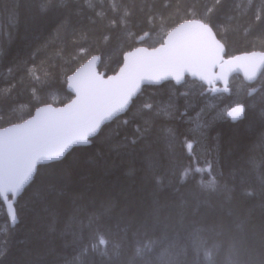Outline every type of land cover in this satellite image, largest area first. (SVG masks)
Listing matches in <instances>:
<instances>
[{
  "label": "trees",
  "instance_id": "16d2710c",
  "mask_svg": "<svg viewBox=\"0 0 264 264\" xmlns=\"http://www.w3.org/2000/svg\"><path fill=\"white\" fill-rule=\"evenodd\" d=\"M195 18L227 56L264 50V0H0V127L67 102L66 78L89 57L114 73ZM228 87L145 86L88 145L37 167L14 226L0 201V264H264V70ZM236 104L240 120L221 115Z\"/></svg>",
  "mask_w": 264,
  "mask_h": 264
},
{
  "label": "snow or ice",
  "instance_id": "6c2138e0",
  "mask_svg": "<svg viewBox=\"0 0 264 264\" xmlns=\"http://www.w3.org/2000/svg\"><path fill=\"white\" fill-rule=\"evenodd\" d=\"M65 2L60 0L61 5ZM41 7L46 10L49 5ZM224 51L225 45L216 38L208 20L185 19L168 32V41L159 48H137L126 53V63L120 70V76L101 79L100 74L91 71L99 59L93 56L88 64L67 77L68 88L76 94L71 103L63 108H54L51 103L39 101L43 106L36 108V114L31 119L0 129V201L13 208L10 214L13 225L17 217L12 202L33 180L37 166L62 163V158L73 146L88 145L89 138L97 134L105 121L128 108L140 91L141 84H158L169 77L179 84L188 73L212 85L210 70L219 65L220 78L223 79L226 70H230L236 60L245 61L241 66L248 79L255 78L257 71L264 67V52H252L226 60L222 55ZM34 78L37 81L40 79L35 75ZM35 92L34 89V95ZM143 108L151 110L153 105L145 103ZM170 109L169 104L160 112L169 114ZM244 113L245 107L236 104L221 115L237 121ZM168 131L171 132L170 129ZM186 146L192 148L190 142ZM98 244H106L102 235L98 237ZM97 247V243H93L92 250L96 251Z\"/></svg>",
  "mask_w": 264,
  "mask_h": 264
},
{
  "label": "water",
  "instance_id": "95a60500",
  "mask_svg": "<svg viewBox=\"0 0 264 264\" xmlns=\"http://www.w3.org/2000/svg\"><path fill=\"white\" fill-rule=\"evenodd\" d=\"M195 19H198V18H195ZM181 23H182V22H181ZM177 25H178V24H177ZM177 25H176V26H177ZM174 27H175V26H174ZM170 31H171V29H170L168 32H170ZM168 32L166 33V35H165V37L163 38L162 42H161L160 44L156 45V46H153V47H147V46H144V45H139V46L134 47L133 49H131V50L125 52V53L123 54V56H122V62H121V64H120V66L118 67V69H117L114 73L106 74V73H104V72H102V71L99 72V71H98V63H99V59L95 62V64H94V66L92 67L91 71H93V72H95V73H97V74H100V77H101V79H103V80H108L109 77L116 78V77L120 76V74H121V73H120V70H121L122 67H124V65H125V63H126V61H125V54H126V53H128V52H133V51H135V49H137V48H146V49H149V50H151V49H153V48H159L162 44H165L166 41H168ZM216 38H217V37H216ZM252 52L260 53V52H264V50H252V51H247V52L237 53V54L229 55V56H227L226 53H225V51H224V53H222V55H223L224 59L227 60V59H230V58H232V57H244L246 54H248V53H252ZM93 56H95V55H93ZM93 56H91V57L88 58L86 61H84L81 65H79V66H78V67H77V68H76V69H75V70H74L69 76L74 75V74L76 73L77 69H80V68H82L84 65L88 64V61H89ZM96 57H97V56H96ZM243 63H245V61H242V60H236V61H233L230 70H226L223 79L220 78V77H221V68H220L219 65L216 66L215 68L211 69L210 71H211V76H212V85H209L207 82H205V81L199 79L198 76H192V75H190V74H188V73H185L183 80H182L179 84L183 83V81H184L185 78H190V79H193V80H195V81H198V82L202 83L203 85H205V86L211 88V89H212V93H217V92L228 93V83H229V79H230L233 75H238V76H240V77L243 79V81H245L246 83L251 84V83H254V82L259 78V76L261 75L262 71L264 70V67H261V68L257 71L255 78H253V79H248L247 76H246V74H245V70H244V68L241 66ZM86 72H87V70H86ZM169 80H170V81H173L175 84H177V82H176L175 80H173L171 77H169L168 79H165V80L160 81V83H158V84H150V83L145 82V83L141 84L140 91L137 93V95L141 92V89H142L144 86H147V85H159V84H161V83H163V82H165V81H169ZM179 84H177V85H179ZM67 89H68V91H70V93L72 94V98H71L70 100H68L66 103L62 104V105H53V104H52V106H53L54 108H63L66 104L71 103V101H72L73 99L76 98V94H75V92H73L71 89L68 88V84H67ZM137 95H136V96H137ZM136 96H135V97H136ZM135 97H134V98H135ZM134 98H133V99H134ZM130 104H131V102H130ZM130 104H129V106H130ZM42 106H43V105H39V106H37V107H42ZM129 106H128V108H129ZM37 107H36V108H37ZM36 108L34 109L33 113H32L29 117H27V118H25V119H23V120H21V121H19V122H15V123H12V124H8V125H6V126H4V127H0V129L9 128V127H11V126L14 125V124H22L25 120L31 119V118L36 114ZM128 108H126L124 111H122V112H120V113H117V114H116L115 116H113L111 119L105 121V122L101 125V128H102V126H103L104 124L109 123V122L112 121L114 118L123 115V114L128 110ZM101 128H100V129H101ZM100 129L98 130V132L100 131ZM98 132H97V133H98ZM94 137H95V136L90 137V138H89L90 141H91V139H93ZM78 146H86V145H77V146H73V148H74V147H78ZM70 150H71V149H70ZM70 150H69V151H70ZM41 165H44V164H39L37 167H39V166H41ZM19 196H20V194H19ZM19 196H18V197H19ZM18 197H17V198H18ZM17 198H16V200H17ZM16 200H15V201H16ZM15 201L12 202V203H15ZM2 204H3V206H4L5 214H6V217H7L8 221H9V224H10V226L12 227V226H14V225L17 223V221H16V223L13 225V223H12V221H11V219H10V214L13 212V208H12L11 206H9V204H6V203L3 202V201H2ZM15 215H16V214H15ZM16 217H17V216H16Z\"/></svg>",
  "mask_w": 264,
  "mask_h": 264
},
{
  "label": "bare ground",
  "instance_id": "6f19581e",
  "mask_svg": "<svg viewBox=\"0 0 264 264\" xmlns=\"http://www.w3.org/2000/svg\"><path fill=\"white\" fill-rule=\"evenodd\" d=\"M95 56H96V55H95ZM97 57H98V56H97ZM89 58H90V57H89ZM86 60H87V59H86ZM86 60H84V61H86ZM84 61H83V62H84ZM83 62H82V63H83ZM82 63H80L79 65H81ZM79 65H78V66H79ZM78 66H77V67H78ZM77 67H76V68H77ZM76 68H75V69H76ZM75 69H74V70H75ZM74 70H73V71H74ZM73 71H72V72H73ZM72 72H71V73H72ZM102 72H103V71H102ZM71 73H70V74H71ZM70 74H69V75H70ZM69 75H68V76H69ZM68 76H67V77H68ZM233 76H234V75H233ZM236 76H238V75H236ZM239 77H240V76H239ZM240 78H241V77H240ZM189 79H190V78H189ZM191 80H193V79H191ZM229 80H230V79H229ZM242 80H243V79H242ZM169 81H170V80H169ZM165 82H166V81H165ZM172 82H173V81H172ZM197 82H198V81H197ZM244 82H245V81H244ZM173 83H174V82H173ZM181 84H182V83H181ZM228 84H229V83H228ZM147 86H156V85H147ZM204 86H205V85H204ZM144 87H145V86H144ZM205 87H207V86H205ZM66 88H67V78H66ZM207 88L210 90V93H211L212 95H214V94H218V93H224V92L212 93V89L209 88V87H207ZM67 90H68V89H67ZM141 90H142V89H141ZM69 92H70V91H69ZM228 93H229V87H228ZM228 93H224V94H228ZM71 98H72V94H71ZM71 98H70V99H71ZM70 99H69V100H70ZM97 134H98V133H97ZM97 134H96V135H97ZM96 135H95V136H96ZM65 155H66V154H65ZM1 202H2V201H1Z\"/></svg>",
  "mask_w": 264,
  "mask_h": 264
},
{
  "label": "rangeland",
  "instance_id": "374dc122",
  "mask_svg": "<svg viewBox=\"0 0 264 264\" xmlns=\"http://www.w3.org/2000/svg\"><path fill=\"white\" fill-rule=\"evenodd\" d=\"M67 154V153H66Z\"/></svg>",
  "mask_w": 264,
  "mask_h": 264
}]
</instances>
